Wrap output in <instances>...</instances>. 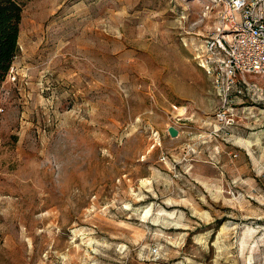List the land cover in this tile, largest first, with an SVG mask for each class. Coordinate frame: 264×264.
I'll use <instances>...</instances> for the list:
<instances>
[{"label":"rangeland","instance_id":"obj_1","mask_svg":"<svg viewBox=\"0 0 264 264\" xmlns=\"http://www.w3.org/2000/svg\"><path fill=\"white\" fill-rule=\"evenodd\" d=\"M19 1L0 264H264V73L223 100L220 5Z\"/></svg>","mask_w":264,"mask_h":264},{"label":"built area","instance_id":"obj_2","mask_svg":"<svg viewBox=\"0 0 264 264\" xmlns=\"http://www.w3.org/2000/svg\"><path fill=\"white\" fill-rule=\"evenodd\" d=\"M214 1L220 24L205 40L206 70L224 101L232 91L261 95L245 76L264 73V0Z\"/></svg>","mask_w":264,"mask_h":264},{"label":"trees","instance_id":"obj_3","mask_svg":"<svg viewBox=\"0 0 264 264\" xmlns=\"http://www.w3.org/2000/svg\"><path fill=\"white\" fill-rule=\"evenodd\" d=\"M21 13L19 0H0V81L8 73L18 52Z\"/></svg>","mask_w":264,"mask_h":264},{"label":"water","instance_id":"obj_4","mask_svg":"<svg viewBox=\"0 0 264 264\" xmlns=\"http://www.w3.org/2000/svg\"><path fill=\"white\" fill-rule=\"evenodd\" d=\"M168 131L171 136H176L178 134V130L174 126H169Z\"/></svg>","mask_w":264,"mask_h":264},{"label":"bare ground","instance_id":"obj_5","mask_svg":"<svg viewBox=\"0 0 264 264\" xmlns=\"http://www.w3.org/2000/svg\"><path fill=\"white\" fill-rule=\"evenodd\" d=\"M182 108V107H181Z\"/></svg>","mask_w":264,"mask_h":264}]
</instances>
